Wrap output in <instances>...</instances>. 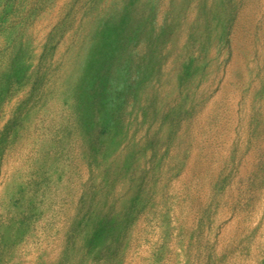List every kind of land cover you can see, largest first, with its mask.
Here are the masks:
<instances>
[{"label":"rangeland","instance_id":"1","mask_svg":"<svg viewBox=\"0 0 264 264\" xmlns=\"http://www.w3.org/2000/svg\"><path fill=\"white\" fill-rule=\"evenodd\" d=\"M0 264H264V0H0Z\"/></svg>","mask_w":264,"mask_h":264}]
</instances>
